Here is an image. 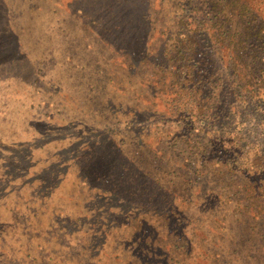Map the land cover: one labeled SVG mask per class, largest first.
Wrapping results in <instances>:
<instances>
[{"label":"trees","instance_id":"obj_1","mask_svg":"<svg viewBox=\"0 0 264 264\" xmlns=\"http://www.w3.org/2000/svg\"><path fill=\"white\" fill-rule=\"evenodd\" d=\"M159 4L0 0V264H264V0Z\"/></svg>","mask_w":264,"mask_h":264},{"label":"rangeland","instance_id":"obj_2","mask_svg":"<svg viewBox=\"0 0 264 264\" xmlns=\"http://www.w3.org/2000/svg\"><path fill=\"white\" fill-rule=\"evenodd\" d=\"M159 1L160 0H149V2H150V5H152V8L156 11V12H159V13H161L162 12V9L161 8H158L159 7ZM156 6H155V5ZM149 5V6H150ZM105 228H106V226H105ZM112 243H114L115 244V241L112 239V240H110L109 241V243H104L103 245H109L107 248L108 249H110L112 246H114V244H112ZM103 254H102V258H101V260L98 262V263H96V264H114V262H113V260L112 259H110V257L109 256H106L105 254V251H103L102 252ZM39 254V253H38ZM37 254V255H38ZM39 258H41V259H37L36 261H32L30 264H65V263H60V261H55V259H47V258H45V259H42L43 257H39ZM58 260V259H57ZM25 263H28V261L27 262H25ZM29 264V263H28Z\"/></svg>","mask_w":264,"mask_h":264}]
</instances>
